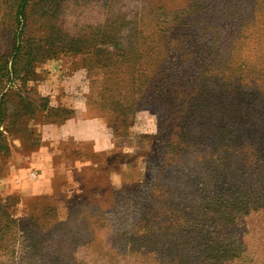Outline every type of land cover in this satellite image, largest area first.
Returning <instances> with one entry per match:
<instances>
[{
  "label": "rangeland",
  "instance_id": "obj_1",
  "mask_svg": "<svg viewBox=\"0 0 264 264\" xmlns=\"http://www.w3.org/2000/svg\"><path fill=\"white\" fill-rule=\"evenodd\" d=\"M95 68L152 124L27 213L23 149ZM0 264H264V0H0Z\"/></svg>",
  "mask_w": 264,
  "mask_h": 264
},
{
  "label": "crops",
  "instance_id": "obj_2",
  "mask_svg": "<svg viewBox=\"0 0 264 264\" xmlns=\"http://www.w3.org/2000/svg\"><path fill=\"white\" fill-rule=\"evenodd\" d=\"M118 61L115 59V63ZM92 72L97 82L100 78L102 82L93 88L91 76L86 85L84 75H71L67 94L78 104L62 110L65 116L61 123L42 125L43 136L38 145L23 149L28 167L15 169L16 175H23L17 179L15 190L24 201H31L27 213L37 208L52 214L68 210L69 204L83 198L90 164L81 159H91L96 164L99 159L108 160L115 152L128 149L135 137L144 135V128L152 124L151 107L130 101L125 88L108 92L104 68ZM82 100L97 101L99 107L91 111Z\"/></svg>",
  "mask_w": 264,
  "mask_h": 264
},
{
  "label": "trees",
  "instance_id": "obj_3",
  "mask_svg": "<svg viewBox=\"0 0 264 264\" xmlns=\"http://www.w3.org/2000/svg\"><path fill=\"white\" fill-rule=\"evenodd\" d=\"M115 59H117V60H119L118 62H116L115 64H120L122 67H126L125 66V63L128 61L127 59H125V57H123V58H121V59H118V58H115ZM128 68V67H127ZM124 71H125V68H124ZM122 73V72H121ZM129 87H131V86H129ZM135 88V87H134ZM129 89V88H128ZM131 93H133L132 91H131ZM137 97H139V99H140V96L137 94Z\"/></svg>",
  "mask_w": 264,
  "mask_h": 264
}]
</instances>
